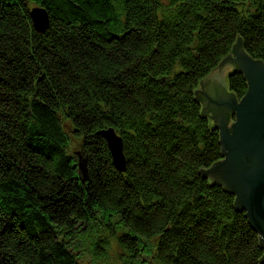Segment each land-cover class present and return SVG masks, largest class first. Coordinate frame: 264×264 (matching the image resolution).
I'll use <instances>...</instances> for the list:
<instances>
[{
	"label": "trees",
	"instance_id": "1",
	"mask_svg": "<svg viewBox=\"0 0 264 264\" xmlns=\"http://www.w3.org/2000/svg\"><path fill=\"white\" fill-rule=\"evenodd\" d=\"M238 41L264 61V0H0V264H102L114 243L122 264H264L205 176L223 148L196 94Z\"/></svg>",
	"mask_w": 264,
	"mask_h": 264
},
{
	"label": "water",
	"instance_id": "2",
	"mask_svg": "<svg viewBox=\"0 0 264 264\" xmlns=\"http://www.w3.org/2000/svg\"><path fill=\"white\" fill-rule=\"evenodd\" d=\"M31 17L38 33H44L48 29L50 15L46 9L34 7ZM221 65L212 78L202 81L196 94L203 105V115L214 120L213 125L219 129L223 148L222 159L207 170L205 176L213 183L222 185L231 194H235V191L239 193L237 205L241 201L245 202L250 210L249 217L253 229L264 235V226L261 223L264 222V61L250 57L243 43L238 41ZM233 71L243 74L248 83V90L241 99L233 91H229L227 85V75ZM222 84L223 86L226 84L224 88L232 96L235 104L233 111L237 114V120L230 128L213 118L216 109H213L215 106L210 103L212 101L214 105L222 106V95L214 89L215 85L221 87ZM100 133L108 144L114 166L120 172H125L127 158L123 137L115 128L105 129ZM78 165L81 174L87 180L85 160L79 161ZM244 184L250 189L247 191L251 200L240 194L245 189ZM259 238L264 249V236Z\"/></svg>",
	"mask_w": 264,
	"mask_h": 264
},
{
	"label": "flooded vegetation",
	"instance_id": "3",
	"mask_svg": "<svg viewBox=\"0 0 264 264\" xmlns=\"http://www.w3.org/2000/svg\"><path fill=\"white\" fill-rule=\"evenodd\" d=\"M222 66V65H221ZM220 66V67H221ZM234 69V68H233ZM234 72V71H233ZM231 74V73H230ZM214 76V75H213ZM212 76V77H213ZM211 77V78H212ZM211 78H210V80H211ZM226 85V84H225ZM224 85V86H225ZM228 85V84H227ZM224 86H223V84L221 85V87H218V86H214V89L218 92V94L220 95H222L221 97L223 98H220V99H222L223 100V102H222V106H221V104H220V106H217V105H214L213 103H212V101L210 102L213 106H215L214 108H213V106H212V108L213 109H216L215 111L216 112H213V115H214V119L218 122V123H225V125H229V123H230V125L232 124V123H235V119H237V118H235V117H237V114L233 111V107L235 106V104H234V100L232 99V96L227 92V90L224 88ZM214 102V101H213ZM208 105V104H207ZM227 107V108H226ZM212 108L210 109V110H212ZM244 186H245V192H244V190L242 191V192H240V194L242 195V196H244V197H247V200L249 199V200H251V198H250V193L247 191V190H250V189H248V187L244 184ZM239 193H237L236 191H235V199H236V201L237 200H239L240 198H239ZM241 196V197H242ZM249 196V197H248ZM236 205H237V203H236ZM237 207H238V209H240V210H242L241 212H244L245 213V215H246V217L248 216L249 217V209L247 208V206H246V204H245V202H239L238 203V205H237ZM247 217V218H248ZM251 218L249 217L248 218V220H249V222H250V224H251V220H250ZM261 223H262V225L264 226V222L263 221H261ZM258 236L260 237V236H264V235H260L259 233H258ZM260 239V238H259Z\"/></svg>",
	"mask_w": 264,
	"mask_h": 264
},
{
	"label": "rangeland",
	"instance_id": "4",
	"mask_svg": "<svg viewBox=\"0 0 264 264\" xmlns=\"http://www.w3.org/2000/svg\"><path fill=\"white\" fill-rule=\"evenodd\" d=\"M33 7H35V6H33ZM228 76H230V75H228ZM228 76H227V80H228ZM229 91H232V90H230V88H229ZM202 108H203V105H202ZM235 118H237V117H235ZM235 120H237V119H235ZM211 122L214 123V120H211ZM64 124L66 126V128H65L66 131H68L69 123L67 121H64ZM232 125H233V123L231 125L229 123V125H227V126H228V128H230V127H232ZM79 145H80L79 139L72 138L71 145L69 147V151L70 152L74 151L76 153V155H77L78 161L84 162V158L81 156L80 151L77 149V148H79ZM79 171L81 173V169H79ZM233 195L235 196V194H233ZM239 211L241 212V210H239ZM103 236H109V235L106 234V235H103ZM94 238H95V240H97V237H94ZM86 241H88V239H86ZM117 247H118L117 244L114 243L112 249L109 252L108 260L106 262L102 263V264H122L120 256H119V253H118V250H117ZM150 264H158V263L156 261H152Z\"/></svg>",
	"mask_w": 264,
	"mask_h": 264
},
{
	"label": "crops",
	"instance_id": "5",
	"mask_svg": "<svg viewBox=\"0 0 264 264\" xmlns=\"http://www.w3.org/2000/svg\"><path fill=\"white\" fill-rule=\"evenodd\" d=\"M228 76V75H227Z\"/></svg>",
	"mask_w": 264,
	"mask_h": 264
}]
</instances>
